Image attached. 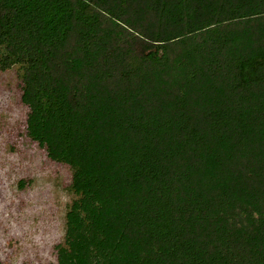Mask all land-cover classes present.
<instances>
[{"label": "trees", "instance_id": "1", "mask_svg": "<svg viewBox=\"0 0 264 264\" xmlns=\"http://www.w3.org/2000/svg\"><path fill=\"white\" fill-rule=\"evenodd\" d=\"M13 67L55 264H264V0H0Z\"/></svg>", "mask_w": 264, "mask_h": 264}, {"label": "rangeland", "instance_id": "2", "mask_svg": "<svg viewBox=\"0 0 264 264\" xmlns=\"http://www.w3.org/2000/svg\"><path fill=\"white\" fill-rule=\"evenodd\" d=\"M17 67L0 71V264H55L71 170L26 135Z\"/></svg>", "mask_w": 264, "mask_h": 264}]
</instances>
